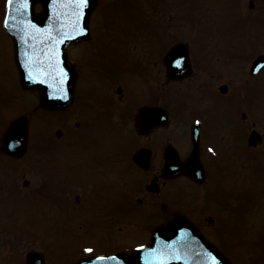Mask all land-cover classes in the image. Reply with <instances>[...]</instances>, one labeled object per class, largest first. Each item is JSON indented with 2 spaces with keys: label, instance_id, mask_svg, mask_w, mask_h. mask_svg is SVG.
I'll return each mask as SVG.
<instances>
[{
  "label": "flooded vegetation",
  "instance_id": "af4514ba",
  "mask_svg": "<svg viewBox=\"0 0 264 264\" xmlns=\"http://www.w3.org/2000/svg\"><path fill=\"white\" fill-rule=\"evenodd\" d=\"M158 12L156 31L159 33L156 32L154 46L151 41L155 35L151 31H141L142 37L132 35L121 41L116 35H124L125 30H108L106 22L101 21L103 24L96 26L90 32V37L77 45L75 55H72L76 81L71 107L77 108L75 128L85 132L79 137L87 138L95 129L118 134L120 129L116 128V122L118 126H130L136 133L137 112L144 106L163 110L167 122L164 127L151 131L147 137H137L144 141L138 150L150 151V157L147 171L134 165L136 174L144 175L149 182H153L157 193H149L144 185L140 186V196L134 202L127 196L120 199V210H115V206L106 210H81L82 207L74 209L71 200L74 199L77 204L80 199L82 201L90 184L74 183L63 187L60 195L70 209L68 212L75 215V224L86 228V231L100 230L104 239V242L101 241L105 245L101 247L81 242L74 249L75 257L68 264L96 255L131 253L149 241L154 228L166 225L175 215L186 217L231 264H238L232 249L233 246L242 245L238 235L242 210H227L230 208L227 196L231 194L223 187L222 175L226 179L227 174L232 175L229 171L233 164L237 165V170L245 165L261 163L263 169L259 182L264 183V79H259V74L250 76L244 73V65L251 58L250 55L245 57L238 43L230 47L211 48L214 38L201 30L189 31L186 37L176 36L171 46L163 50V27L159 24L163 21L161 10ZM173 22L179 28L180 21L177 19ZM102 35L111 37L106 40ZM178 45L184 46V76L181 75L183 72L168 71L164 63L168 50ZM262 47L264 38L258 36L252 50L257 53L255 57L264 54L260 53ZM179 58L178 53L174 54L173 63L178 64ZM221 87H226L225 93L221 92ZM141 98L142 101H139ZM228 103L230 125L226 127L224 123L222 130L229 131L231 141L227 145L226 135L221 145L217 146L209 139L214 125L213 122L209 127V111L218 106L226 108ZM253 132L259 135L256 143L249 141ZM195 133L196 138L193 136ZM71 145L73 143L69 141L66 145L58 146L67 149ZM168 147L175 151L181 165L188 157L194 158L190 175L182 172L173 173L170 178L164 177L163 165ZM110 156L99 167L101 178L107 176L106 165L110 162ZM70 160L46 161L49 172L47 179L57 167L70 168L71 164L66 163ZM44 183L37 192L44 187ZM243 183L237 180L235 193ZM185 190L188 191L187 198L183 196ZM167 193H172V198L169 199ZM148 196H155L156 199ZM211 199L223 210L206 207ZM134 203L148 209L131 210ZM121 236L129 237L132 241H121L118 239ZM193 239H196V235ZM97 244L101 245L99 242ZM86 249L92 251L87 252Z\"/></svg>",
  "mask_w": 264,
  "mask_h": 264
},
{
  "label": "rangeland",
  "instance_id": "374dc122",
  "mask_svg": "<svg viewBox=\"0 0 264 264\" xmlns=\"http://www.w3.org/2000/svg\"><path fill=\"white\" fill-rule=\"evenodd\" d=\"M5 3L6 0H0V140L10 121L26 116L29 141L27 151L20 159H10L0 153V246L3 247H0V264H24L23 256L29 251L44 253L47 264H68L75 257L74 249L81 242L101 247L105 245L102 244L104 239L100 230L86 231V228L75 224V215L68 212L70 209L64 204L61 190L65 185L74 183L90 184L83 196V203L79 201L77 204L74 199L71 200L74 209L106 210L115 206V210H120V199L126 196L134 202L140 196L141 187L149 183L146 176L134 173L135 168L129 162L144 141L137 139L130 126H118L117 122L119 134L95 129L87 138H81L79 135L85 132L75 128L78 120L75 116L76 106L58 113L38 108L36 94L22 91L18 83L12 61V45L2 26ZM101 9L107 15L97 14ZM160 10L163 22L159 24L163 27V38L159 37L163 39V50L171 46L176 36L186 37L192 30L211 34L214 38L213 46L209 45L211 48L230 47L238 43L245 54L249 51L244 46L251 44L254 48L258 36H264V0H253L252 9L248 8V0H97L96 15L92 20L111 23L112 28L126 27L124 35H116L121 41L134 34L142 37L141 31L145 29L151 31L155 35L151 41L154 46L156 32L159 33L156 31V15ZM237 14L244 20L243 25ZM148 19L152 21L148 22ZM177 19L180 21L179 28L173 22ZM140 20L142 27L137 25ZM102 37L108 40L111 35ZM72 52L75 53V50ZM249 65L245 64L244 73L248 72ZM260 75L264 79V71ZM209 113V127L214 122L209 139L220 146L227 135L225 141L229 145V131L222 130L224 123L226 127L230 125L229 103L226 108L214 107ZM57 130L62 132L60 139L54 136ZM69 141L73 145L67 149L58 146L66 145ZM50 144L53 147L49 148ZM112 154L114 156H110ZM109 156L107 176L101 178L99 167L105 164ZM69 159L72 160L66 163L71 164L70 168L57 167L47 179L49 172L46 161ZM236 167L235 164L230 167L229 173L232 175L227 174L228 180L222 175L223 187L231 194L230 201L236 203L232 210H242L238 234L242 245L233 246V255L238 264H264V183L259 182L263 166L254 163L237 170ZM46 180L48 183H44ZM237 180L245 183L240 184L235 193ZM25 181L27 186H24ZM42 183L44 187L37 192ZM167 196L172 198V193H167ZM183 196L188 197L187 190L183 191ZM148 198L156 199L155 196ZM131 207V210L148 209L135 203ZM206 207L223 210L214 199L207 201ZM118 239L126 243L132 241L123 236Z\"/></svg>",
  "mask_w": 264,
  "mask_h": 264
},
{
  "label": "water",
  "instance_id": "95a60500",
  "mask_svg": "<svg viewBox=\"0 0 264 264\" xmlns=\"http://www.w3.org/2000/svg\"><path fill=\"white\" fill-rule=\"evenodd\" d=\"M36 4L42 9L39 14L33 11ZM93 7L94 0H89L86 6H80L76 0H28L27 5L24 0H13L11 5L7 3L4 28L14 45L20 84L25 90L37 91L39 104L44 109H64L70 102L75 76L67 65L65 50L70 44L83 39L81 33L83 27L87 28ZM263 66L264 57H261L254 63L253 71ZM151 111L140 112L145 125L155 121L152 116L154 111ZM26 142L27 120L22 117L9 125L1 151L20 157L26 150ZM134 161L142 167L146 165V157L141 152L135 155ZM179 226V223L173 222L164 229H156L150 244L134 255L133 264H174V258L179 257L177 249L184 247V243L174 245L173 242ZM125 257L95 258L77 264H110L109 261L113 260L131 264ZM214 260L217 261L216 258ZM42 263V259L34 253L26 256V264ZM208 264L219 263L211 261Z\"/></svg>",
  "mask_w": 264,
  "mask_h": 264
},
{
  "label": "snow or ice",
  "instance_id": "6c2138e0",
  "mask_svg": "<svg viewBox=\"0 0 264 264\" xmlns=\"http://www.w3.org/2000/svg\"><path fill=\"white\" fill-rule=\"evenodd\" d=\"M76 2L80 6H86L89 3V0H76ZM13 3V0H8V4L11 5ZM25 5H27L28 0H24ZM87 252H91L92 249H86ZM99 259H104L103 257H100Z\"/></svg>",
  "mask_w": 264,
  "mask_h": 264
}]
</instances>
